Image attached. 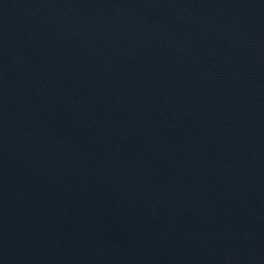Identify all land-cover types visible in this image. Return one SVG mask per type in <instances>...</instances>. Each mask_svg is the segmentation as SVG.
<instances>
[{
  "label": "water",
  "instance_id": "1",
  "mask_svg": "<svg viewBox=\"0 0 264 264\" xmlns=\"http://www.w3.org/2000/svg\"><path fill=\"white\" fill-rule=\"evenodd\" d=\"M0 264H264V0H0Z\"/></svg>",
  "mask_w": 264,
  "mask_h": 264
}]
</instances>
